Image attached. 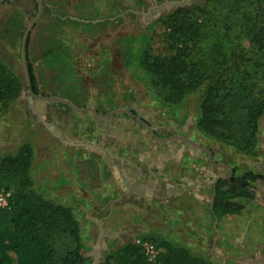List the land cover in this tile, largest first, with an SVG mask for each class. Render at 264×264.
Wrapping results in <instances>:
<instances>
[{"label":"rangeland","instance_id":"1","mask_svg":"<svg viewBox=\"0 0 264 264\" xmlns=\"http://www.w3.org/2000/svg\"><path fill=\"white\" fill-rule=\"evenodd\" d=\"M6 1L0 4V55L22 83L15 101L0 114V192L28 189L72 207L81 227L86 264H104L109 257L113 264H125L138 254L152 264L159 263L162 251L150 258L139 249L136 239L145 237L159 248L183 247L209 264H264V115L257 132L249 118L258 97L229 91L219 123L212 131L202 130L198 124L214 82V64L207 60L200 70L184 77L186 85L196 79L202 83L195 93L185 96L173 94L141 64L148 56L169 67L182 45H176L162 19L178 7L203 5L206 0H41L42 13L28 46L38 95L60 97L78 109L94 108L100 115L128 110L147 122L159 138L126 113L102 117L91 110L77 112L66 104L30 96L21 47L38 5L35 0ZM232 2L211 0L206 16L220 21ZM249 57L246 54L245 59ZM176 135L210 149L215 162L233 168L231 180H248L255 198L238 199L244 205L239 213L213 214L215 184L219 178L228 179L230 170L212 164L205 152L182 140H159ZM136 142L149 143L151 149L169 142L172 152L167 146L168 152L176 157L183 152L182 162L192 164L194 175L207 180L203 201L187 196L182 218L170 214L180 215L177 205L164 213L159 204L157 217L149 225L150 215L131 199L123 198L119 204L102 199L100 191L75 181L72 162L77 157L100 156L101 150L112 151L115 144ZM133 153L136 150L130 149ZM7 163L10 169L2 175ZM119 224L125 232L113 239L104 229ZM51 243L60 252L72 247L63 236H54ZM178 248L172 250L171 258H176Z\"/></svg>","mask_w":264,"mask_h":264},{"label":"trees","instance_id":"2","mask_svg":"<svg viewBox=\"0 0 264 264\" xmlns=\"http://www.w3.org/2000/svg\"><path fill=\"white\" fill-rule=\"evenodd\" d=\"M210 1L206 0L203 5L178 7L162 19L170 28L176 45H182L169 67L165 66V61L158 58L152 61L148 56L141 64L169 86L173 94L185 96L195 93L202 83L196 79L187 86L184 77L200 70L208 60L214 64L216 73L202 105L198 127L207 131L215 128L223 113L226 94L235 89L258 97L255 108L249 113L257 132L264 115V0H233L220 21L206 16ZM211 23L213 27H208ZM214 27H218L217 33ZM246 54L251 57L245 59ZM29 68L33 90L39 94L30 62ZM238 82L249 88L239 89ZM21 83L20 77L10 70L0 55V114L15 101ZM10 162L16 163V160ZM2 169L3 175L10 169V164ZM240 198H255V191L246 178H219L215 184L213 214L239 213L244 206L238 200ZM73 211L72 207L45 198L36 191L35 194L28 189L13 192L9 206H0V264H86L82 254L81 227ZM54 236L68 238L72 247L63 252L56 251L51 243ZM167 248L159 263L155 264H209L204 258L189 255L183 247L173 244ZM176 248L178 253L174 252L176 258L173 259L170 255ZM104 264H113L112 259L107 258ZM125 264L152 263L138 254L128 258Z\"/></svg>","mask_w":264,"mask_h":264},{"label":"crops","instance_id":"3","mask_svg":"<svg viewBox=\"0 0 264 264\" xmlns=\"http://www.w3.org/2000/svg\"><path fill=\"white\" fill-rule=\"evenodd\" d=\"M159 140L164 143L167 141ZM167 146L172 152L169 142L159 143L152 149L149 143L145 142L129 143L124 146L115 144L112 151L101 150L106 152H102L100 156L77 157L72 162L76 173L75 181L94 192L100 191L102 199L107 198L118 204L123 198L131 199L136 207L150 215L149 225L157 217L155 209L159 204L163 205L164 213L170 209L169 207L177 205L180 215H174L173 212L170 214L174 218H182L185 212L183 207L185 198L192 194L203 201L205 196L203 191L206 190L208 183L203 175H194L196 173L192 164L182 162L183 152L176 157L174 153L168 152ZM130 149L136 150V153L130 154ZM105 170L108 176L105 175ZM119 225L104 230L111 234L113 239H120L125 228L121 226L123 224ZM166 240L168 242L167 238ZM165 250L164 246L160 248L162 252Z\"/></svg>","mask_w":264,"mask_h":264},{"label":"water","instance_id":"4","mask_svg":"<svg viewBox=\"0 0 264 264\" xmlns=\"http://www.w3.org/2000/svg\"><path fill=\"white\" fill-rule=\"evenodd\" d=\"M6 0H0V4L5 2ZM37 5H38V12L36 14V16L33 18V20L30 22V24L28 25L25 33H24V36H23V40H22V47H21V55H22V61H23V67H24V72H25V76H26V80H27V91L28 93L30 94V96H32L33 98H39V99H42L44 101H50V102H59V103H63V104H66L67 106H69L70 108H72L73 110L77 111V112H82V111H87V110H91L93 111L96 115L98 116H102V117H105V116H110V115H113V114H116V113H126L130 116H133L135 117L139 122L143 123L151 132L152 134L159 138L154 132H153V129L150 125H148L147 122H145L143 119H141L140 117H138L137 115L133 114L132 112L128 111V110H125V109H119V110H115V111H112L110 112L109 114H106V115H100L94 108H84V109H78L76 108L71 102H69L68 100L66 99H63V98H60V97H55V96H42V95H38L34 92L33 90V86H32V79H31V74H30V68H29V60H28V41H29V38H30V35H31V31L33 29V27L35 26V24L38 22L40 16H41V13H42V9H43V3L41 0H35ZM160 139H163V140H173V139H178V140H182L190 145H192L193 147L195 148H198L200 150H202L203 152H205L208 157H209V160L212 164L218 166V167H227L229 170H230V174L229 176H227L228 180H231V177L233 176V168L229 165H226V164H221V163H217L215 162L214 158H213V152L192 141L191 139L185 137V136H180V135H176V136H171V137H168V138H160ZM214 194H215V188H214ZM212 203H213V200H212Z\"/></svg>","mask_w":264,"mask_h":264},{"label":"built area","instance_id":"5","mask_svg":"<svg viewBox=\"0 0 264 264\" xmlns=\"http://www.w3.org/2000/svg\"><path fill=\"white\" fill-rule=\"evenodd\" d=\"M12 198V192L9 190H2L0 192V206H9L10 199ZM138 247L143 253L150 258H153L157 253H160V248L157 247L156 243L149 237L136 239Z\"/></svg>","mask_w":264,"mask_h":264}]
</instances>
